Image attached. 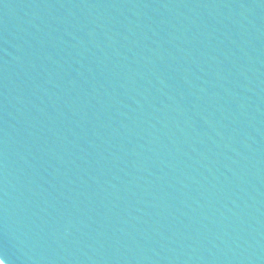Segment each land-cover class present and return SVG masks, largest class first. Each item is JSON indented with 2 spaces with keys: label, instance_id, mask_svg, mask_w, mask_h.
<instances>
[{
  "label": "water",
  "instance_id": "95a60500",
  "mask_svg": "<svg viewBox=\"0 0 264 264\" xmlns=\"http://www.w3.org/2000/svg\"><path fill=\"white\" fill-rule=\"evenodd\" d=\"M6 264H264V0H0Z\"/></svg>",
  "mask_w": 264,
  "mask_h": 264
},
{
  "label": "snow or ice",
  "instance_id": "6c2138e0",
  "mask_svg": "<svg viewBox=\"0 0 264 264\" xmlns=\"http://www.w3.org/2000/svg\"><path fill=\"white\" fill-rule=\"evenodd\" d=\"M0 264H6V261H5V259H3V258H0Z\"/></svg>",
  "mask_w": 264,
  "mask_h": 264
}]
</instances>
